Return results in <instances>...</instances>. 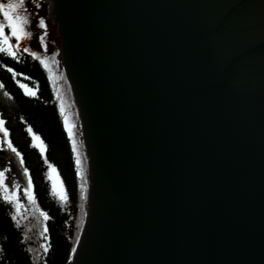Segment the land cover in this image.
<instances>
[{"label": "water", "instance_id": "95a60500", "mask_svg": "<svg viewBox=\"0 0 264 264\" xmlns=\"http://www.w3.org/2000/svg\"><path fill=\"white\" fill-rule=\"evenodd\" d=\"M249 5L26 0L89 159L69 264H264V26Z\"/></svg>", "mask_w": 264, "mask_h": 264}, {"label": "trees", "instance_id": "16d2710c", "mask_svg": "<svg viewBox=\"0 0 264 264\" xmlns=\"http://www.w3.org/2000/svg\"><path fill=\"white\" fill-rule=\"evenodd\" d=\"M40 61L30 50L21 49L16 57L0 50V117L13 147L21 153L23 167L29 169L33 203L44 214L39 229L30 224V218L16 214L14 204L4 201L0 190V264H69L84 216L75 158ZM18 80L35 95H28ZM29 128L43 141L44 153L33 144ZM49 166L56 169L63 184V199L49 180Z\"/></svg>", "mask_w": 264, "mask_h": 264}, {"label": "snow or ice", "instance_id": "6c2138e0", "mask_svg": "<svg viewBox=\"0 0 264 264\" xmlns=\"http://www.w3.org/2000/svg\"><path fill=\"white\" fill-rule=\"evenodd\" d=\"M38 6V5H37ZM0 16L3 17L2 20H0V50L3 52H6L9 57H16V51L13 50L14 46L12 43V38L15 40V47L19 48L22 44V41L25 37H31L32 32L28 30L30 26V17L27 14L26 11V0H7V2H3V0H0ZM38 26L43 29L46 27L45 19L44 17L38 18ZM7 29V31H5ZM44 42V34H40V43L43 44ZM24 52H28L29 48L24 47ZM32 56H36V52H32ZM41 63L45 64V67H47V64L44 60L40 61ZM7 67V65H5ZM8 71H12L11 68L8 69ZM17 83L20 85L21 88L25 89L26 93L28 95H35L34 90L30 89L27 84H21L18 80ZM60 113L63 115V126L67 130V134L69 137H72L73 131H72V125L69 121L68 116L65 114V108L63 104L60 106ZM4 125V121L0 120V126ZM29 132H32V129H28ZM0 132L3 133V141L6 146L12 150L16 154L17 157H21V153L17 151L15 147H13L12 142L9 140V129L7 127H0ZM33 136V144H35L37 147H39L41 153L45 152V146L43 144V141L39 139V137L36 135V133L32 132ZM73 151H76L75 148V141H73ZM20 164H24V160L20 159ZM76 164H80V158L77 156ZM49 171L53 172L54 169L49 166ZM6 168L0 167V190L3 192V200L4 201H11L16 199L17 192L16 189L19 188V183L16 179H6ZM24 176L27 177L28 185L24 189L25 194L31 198V188H32V178L28 175L29 169L27 167L23 168ZM77 174H80L79 168H77ZM55 186V185H54ZM86 187V185H81V196H84L85 193L83 189ZM61 196L63 197V190L60 189ZM19 201L17 200V203ZM73 249H75V245H73ZM48 249L45 248V251ZM69 260L72 259V256L68 257Z\"/></svg>", "mask_w": 264, "mask_h": 264}, {"label": "rangeland", "instance_id": "374dc122", "mask_svg": "<svg viewBox=\"0 0 264 264\" xmlns=\"http://www.w3.org/2000/svg\"><path fill=\"white\" fill-rule=\"evenodd\" d=\"M2 19H3V17L0 16V20H2ZM5 31H7V29ZM12 43L14 46L13 50L16 52L20 51L24 47H28L31 52H33V51L36 52V50L33 49L29 38H27V37H25L23 39L22 44L19 48L15 47L14 38H12ZM36 56L38 57L37 52H36ZM46 73L48 76V81H50L52 92L54 93V98H55V101L57 103L58 112L61 115L62 124H63L64 117L60 113L61 104H63V106L65 108V114L68 116L69 121L72 125V131H73L72 137L68 136L67 130H66V135L69 137L70 147L72 149L73 157L75 158L76 168H79V170H80V174L79 175L77 174L78 181H79V190L81 191V185L82 184L86 185V187L83 189L85 196H81L82 197L81 205L85 206L83 209L84 216H82L81 220L84 221L83 217H85V215H86V207H87V201H86L87 191H88L87 187L89 185L88 168H87L89 159H88L87 154H86V146H84L83 135H82V133L78 127V124H76L72 113L69 112L66 103H64V101L61 97L60 92L57 91L54 82L51 80V78L49 76L48 71H46ZM0 120H1V117H0ZM0 127H3V126H0ZM73 141H75V148H76L75 152L73 151ZM77 156H79V158H80V164L79 165L76 164ZM0 167L7 169V172H6V179L7 180L16 179L20 185L19 188L16 189V192H17L16 199L11 200L12 204H14L15 213L18 214L22 219H26L27 217L30 218L31 219L30 224L32 223V224L36 225L39 229H42L44 214L40 211V209L36 206V204L33 203V192L31 191V193H32L31 198H29V196L27 194H25L24 189L27 187L28 181H27V177H25L24 173H23L24 167H23V165L20 164V158L17 157L16 154L14 152H12V150L6 146V144H4L2 132H0ZM47 170H48V177L52 183V187H53L54 191H56L58 197L63 199V197L65 195V191H63V197H62L61 193H60V189L63 190V184L58 177L56 169H54L53 172H50L49 167H48ZM17 200L19 201L18 203H17ZM82 206H81V208H82ZM81 220H80V222L82 223L81 224V227H82L83 222Z\"/></svg>", "mask_w": 264, "mask_h": 264}, {"label": "flooded vegetation", "instance_id": "af4514ba", "mask_svg": "<svg viewBox=\"0 0 264 264\" xmlns=\"http://www.w3.org/2000/svg\"><path fill=\"white\" fill-rule=\"evenodd\" d=\"M251 2H253V0H251ZM254 3L257 4L256 6L258 7V11H257L256 6L249 5V7H251L252 12L254 11L257 13L256 14L253 12L257 17H260L258 22H260V24L264 26V16L262 15V14H264V0H254ZM260 32H262V31H260Z\"/></svg>", "mask_w": 264, "mask_h": 264}, {"label": "bare ground", "instance_id": "6f19581e", "mask_svg": "<svg viewBox=\"0 0 264 264\" xmlns=\"http://www.w3.org/2000/svg\"><path fill=\"white\" fill-rule=\"evenodd\" d=\"M87 189H88V187H87ZM87 193H88V191H87ZM87 213V212H86ZM84 222V221H83Z\"/></svg>", "mask_w": 264, "mask_h": 264}]
</instances>
